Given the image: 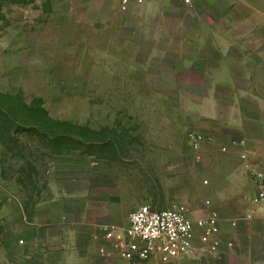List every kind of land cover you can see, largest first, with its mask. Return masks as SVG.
I'll return each instance as SVG.
<instances>
[{
    "label": "rangeland",
    "instance_id": "rangeland-1",
    "mask_svg": "<svg viewBox=\"0 0 264 264\" xmlns=\"http://www.w3.org/2000/svg\"><path fill=\"white\" fill-rule=\"evenodd\" d=\"M145 5L0 0V264L194 263L124 260L103 228L143 204L224 208V152L191 135L224 118V76L264 71V28L224 0ZM60 190L84 195L100 232L37 247L31 219ZM81 205L67 201L70 220Z\"/></svg>",
    "mask_w": 264,
    "mask_h": 264
},
{
    "label": "crops",
    "instance_id": "crops-1",
    "mask_svg": "<svg viewBox=\"0 0 264 264\" xmlns=\"http://www.w3.org/2000/svg\"><path fill=\"white\" fill-rule=\"evenodd\" d=\"M224 1L231 12L239 11L242 6L248 8L254 26L264 28V0ZM150 3L151 0H146L143 4L148 6ZM141 5H134L131 9ZM224 89V118L222 112L206 117L216 123V128L205 133L201 147L217 145L224 152V208L218 210L221 226L234 246H224L218 258L206 256L193 264H264V210L254 202L256 183L242 158L243 154H247L249 163L264 169V71H253L252 75L224 76ZM70 200L82 204V214L74 221L67 217V201ZM83 200L82 194L60 190L38 205V212L30 222L35 246L54 244L55 230L59 232L62 248L76 249L86 245H81V241H93L95 233L100 231L85 218L90 202L86 204ZM205 209L202 215L211 207L206 206ZM84 231L91 233L86 237Z\"/></svg>",
    "mask_w": 264,
    "mask_h": 264
},
{
    "label": "built area",
    "instance_id": "built-area-1",
    "mask_svg": "<svg viewBox=\"0 0 264 264\" xmlns=\"http://www.w3.org/2000/svg\"><path fill=\"white\" fill-rule=\"evenodd\" d=\"M181 1L187 7H193L196 2ZM144 2L146 0H119L123 11ZM205 138L201 133H193L194 148L199 149ZM242 158L256 183L254 202L264 210V169L249 163L247 154ZM206 206L211 207V202L207 201ZM103 232L115 253L127 261L159 259L171 263L205 256L218 258L224 246H234L221 226L220 211L212 207L204 215L194 217L185 205L155 210L149 204H143L130 213L127 225H107Z\"/></svg>",
    "mask_w": 264,
    "mask_h": 264
},
{
    "label": "trees",
    "instance_id": "trees-1",
    "mask_svg": "<svg viewBox=\"0 0 264 264\" xmlns=\"http://www.w3.org/2000/svg\"><path fill=\"white\" fill-rule=\"evenodd\" d=\"M19 119H20V118L17 117V118H15V119H10V120H12V121L14 122L15 125H19V124H18L19 122H23V121H24L23 118H22L23 121H22L21 119H20V120H19ZM16 132H19V131H16ZM49 136H56V135H49ZM58 137H59V136H58Z\"/></svg>",
    "mask_w": 264,
    "mask_h": 264
}]
</instances>
